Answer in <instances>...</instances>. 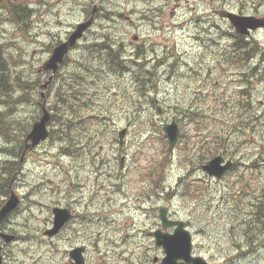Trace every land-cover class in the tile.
<instances>
[{"label": "rangeland", "instance_id": "obj_1", "mask_svg": "<svg viewBox=\"0 0 264 264\" xmlns=\"http://www.w3.org/2000/svg\"><path fill=\"white\" fill-rule=\"evenodd\" d=\"M95 1L99 8H103V11L93 31H88L86 38L72 53L69 73L78 74L84 77L85 81V74L78 69L77 59L85 57L83 52L85 46L101 32V29L103 31V27H113L112 30L116 31V34L113 35V39H109L115 43L112 45L115 49L117 47L121 49L123 55H133L135 52L148 53L151 66H144L141 75L154 79V89L147 92L145 81L140 80L136 83L132 72H125L119 77L107 76L105 84L96 87L95 102L92 106H81L76 111L80 114L78 117L82 118L81 122L84 123L82 128L79 127L78 131L73 128L72 132L64 130L59 134L64 127L65 123H63V127L57 128L55 135L58 136H50L39 148L26 154L22 165L25 166L23 174L13 175L14 191L21 194L27 193L30 198L39 199L38 201L46 205H51V203L66 205L68 199L76 202L79 200L80 213H83L84 208L87 207L92 214L84 219L80 214L77 215L83 222L78 229L82 234L88 235L91 238L90 241L94 243L89 249L92 260L102 263V258H104L108 261L112 253L117 251V247L125 242L127 245L141 247V249L135 248L130 251L127 254L128 259L131 257L138 261L142 258L143 264H151L149 258L153 256V253L150 249L151 242L147 231L151 230L152 221L147 214L141 215L139 210L135 209L138 206L146 207L150 184L141 182L139 177L144 180L145 177L151 176L154 160L155 208L165 206L166 202L172 199V206L180 208L179 214H185V209L191 199V196H187L188 191L197 192V203L200 210L197 215L192 214L189 219L194 227L197 255L215 264H264V237L259 240L254 250L246 249L244 253H237L228 235L231 225L230 213L237 214L240 210V206L233 202L237 198V190L244 189L249 193L247 188L232 185L235 173L231 172L226 182L223 181L218 185L207 179L206 185L202 187L199 183L201 173L195 170L197 166L191 162V158L186 157L185 141H182V144L174 151L162 149L165 138L158 128L154 127V123L162 126L165 122L176 120L180 124L182 136L187 138L195 125L189 124L184 117L181 118L175 105L183 107L182 110L180 109L181 113H188L191 108L189 104L192 102L205 104L206 110H210L212 108L210 102L215 98L211 95L213 90L217 93V97L222 99V107L225 111L217 106L221 110L218 121L208 124L205 137L212 139L211 136L216 138L217 134L228 135L232 143L246 138L235 154L241 163L249 164L248 166L240 164L238 167L240 173L252 167L257 157L264 159V108H256L258 121L255 126L253 119V123L243 130H235L246 122L241 116L243 109L240 107L239 87L244 80L240 72L247 68L237 67L246 58L243 56L237 60L232 59L235 57L234 53L226 47L230 44L229 32L232 33L229 23L215 16L217 24L216 27L211 28L203 16L201 21L195 18L186 25L185 20L189 17L185 14L187 0ZM188 1L191 4L197 2L200 11H210L213 8L214 12L221 7L241 14L264 17V0ZM20 2L22 6H29L35 10L31 19L32 29L30 26H23L10 20L7 11L0 7V43L10 47V52L15 59L19 56L22 58L23 63L19 70L26 73L25 80L31 81L36 78L33 70L37 69L38 72V68L49 58L51 49L75 29L77 24L87 16V11L90 13L93 6L91 0H20ZM156 10H160L161 13ZM117 13H121L122 16ZM190 13L193 14L192 11ZM137 35L139 38L134 40V36ZM117 38L123 41V44H119ZM254 38L249 42L252 44L249 60L253 65L260 63L264 68V30L254 35ZM19 46L23 49L22 53L18 50ZM219 59L222 60L219 61ZM48 75L49 73L41 76L40 82L44 83ZM95 77L97 78V75ZM205 79L209 80L207 84L204 83ZM85 85L86 87L82 88H90L88 84L85 83ZM250 89L255 91L257 98L264 101V84L253 81ZM143 92H147V95L141 97ZM39 93L40 89L33 93V100L24 105L25 113L28 114L22 119L26 123L29 121L33 123V118L39 113L38 102H41ZM65 93L70 96L66 98L71 105L72 98L76 99L75 91L70 90ZM91 93H93L92 90L88 95L90 96ZM45 94L49 96L46 97L48 106L55 107L51 110L53 114L56 111H63L67 114L63 116L64 122L71 121L76 116V113L72 114L75 111L67 104H58L59 98L50 87ZM233 95L232 103L230 99ZM153 99L156 105L154 102L149 104ZM158 105L162 107L161 115L157 112ZM140 107L142 109L145 107V110L138 112L140 114L138 115L137 110L141 109ZM198 108L196 106L194 111ZM189 114L192 117L191 112ZM214 115L215 111L209 112L210 117ZM108 118L109 123L105 121ZM123 127L130 129L125 151L120 150L117 135L118 130ZM248 132H254V134L246 137L245 134ZM151 133L154 134V138H151ZM194 141H197V138H194ZM86 143H90L88 155L80 157L81 155L78 154L77 157L80 158L72 159L62 153V148L74 146L75 150L78 146L87 145ZM0 146L12 147L2 140H0ZM122 158H125L123 169L120 166ZM5 159L6 157H0V164ZM164 159H166V164L167 161L170 163L165 165L164 171L161 172L158 161ZM99 162L101 164L105 162V174L100 168L97 169V166L101 167ZM161 173H164L165 189L163 191L170 193L172 187H175L174 192L177 198L159 196L163 193H161L162 189L157 188L156 181ZM121 174H127L130 178L128 192L115 194L112 191L117 192L120 188L113 185L120 183ZM5 176L10 177L11 175L5 174ZM246 178L248 179L249 176ZM36 184L40 185L37 191L35 190ZM203 191L205 195L202 194ZM21 207L25 212L24 207ZM24 212L22 211L12 219L14 224H20L18 228L21 231L26 229L24 224L28 223L29 219ZM44 217H46V224L50 223L51 215L41 214V218ZM156 223L157 215L154 214V227ZM30 225L36 227L42 225V222L37 218H32ZM120 226H122L121 242L118 236L109 233ZM70 233L75 234L73 227ZM39 239L40 236L17 239L11 246L19 248L16 251H21V249L27 251L29 248L34 251L33 247L40 246ZM83 242L87 244L86 241ZM54 245H43L46 248L39 251L45 253L47 257L65 258L66 243H55ZM112 245L117 247L111 249ZM155 256L162 257L163 255L160 251H154Z\"/></svg>", "mask_w": 264, "mask_h": 264}, {"label": "trees", "instance_id": "obj_2", "mask_svg": "<svg viewBox=\"0 0 264 264\" xmlns=\"http://www.w3.org/2000/svg\"><path fill=\"white\" fill-rule=\"evenodd\" d=\"M0 7H5L6 10L9 12V16L10 19L12 21H14L15 23H20L23 26H27V19L30 18V16H32L35 12L34 9H30L29 7H24L22 6V4H17L15 2H13L12 0H0ZM21 11H23V13H21ZM25 30V29H23ZM252 47L248 46V43L245 42V38L242 36H238V39H236L235 43H234V56L232 59L237 60L239 57L244 56V58H246L239 66V68H247L245 71V78L247 79L246 81H248V77L249 76H253L254 78H256V80L258 81H263L264 80V68L259 69L258 67H252V70L250 71V69L248 70V66L250 65V50ZM90 54H91V58H90ZM136 59L140 60L141 62H136L134 60H131L129 57H124V55L122 54V52L119 49H115L111 44L108 46H104L100 43L94 42L91 44H87L85 46V57H82L80 59H78L79 61V66L78 69L80 72H82L83 74H85V81H84V77L75 74V73H67L66 76L68 77V79H70L71 81L68 83L69 88L72 91H75V96L76 99L74 100L72 98V102L71 105L70 103L67 101L68 99L66 97H64V95H61L59 91H61V88L59 87L58 84V76L54 78V81L51 84V90L54 91L56 93V96H58L59 101L63 102L65 104H67L73 111L72 114L76 113V116L68 122H63L64 127H63V131L65 130L66 132H72L73 128H75L76 131H78L79 127H83L84 123L81 122L82 118H79L78 115H80L78 112H76L81 106L82 103L79 102L80 101H90V96L89 91L92 89H96V87H98L100 84H105V79L107 78V76H117L119 77V75L125 73V72H132L134 73V77L136 78V83L140 82V80H144L145 81V85H146V89L147 92L151 89H154V79H148V77H146L145 75H141L143 67L144 66H151L149 64H151L150 62L144 61V57L142 55V52H137L136 53ZM17 60L14 61V63H16ZM7 63L5 57H4V48L2 46H0V100H10L9 94H14L13 90L15 87H19L21 86L22 88H25L27 86L31 87L35 92L39 89L41 82H40V75H37L35 79H32L31 81H26L23 78H21L19 75H14L13 76V80H11V73H10V69H6L7 66L5 65ZM247 63V64H246ZM36 72V71H34ZM95 75H97V78L95 77ZM139 80V81H138ZM86 84H88V86L90 88H82L83 86L86 87ZM135 83V84H136ZM120 85V84H118ZM138 86V84H136ZM59 88V91L57 92V89ZM141 88V87H140ZM25 90V89H23ZM70 91V90H68ZM147 92H143L141 93V97L147 95ZM250 90L246 87V89L240 91V97L242 98L243 96L250 94ZM58 94V95H57ZM66 96H69L66 94ZM70 97V96H69ZM88 98V99H87ZM13 101L15 102H25L27 101V99L25 97H20L17 98L15 96V98L13 99ZM151 102H154V104L156 103V101L153 99ZM148 103V102H147ZM150 104V103H149ZM240 107L243 109L242 111V117L245 118L246 122L243 123L242 127L240 128H235V130H243L245 127L249 126L252 124V119H254V126L257 124L258 121V114H257V109L256 107L251 109L250 111V102H247L245 104H243L242 102H240ZM141 108V107H140ZM145 108V107H144ZM138 109L137 113L140 112L141 110H145V109ZM49 109H55V107L49 108ZM223 111H225V108H223ZM251 112H252V116H251ZM138 115H140L138 113ZM53 118L55 121H57V118L55 117V115H53ZM36 119L33 118V121ZM38 119V118H37ZM250 120V121H249ZM17 122V123H16ZM19 123V124H18ZM83 123V124H82ZM12 124V123H11ZM14 126L13 128H11L9 125H6L5 123L0 122V134L6 136V141L10 144L13 145V148L22 149V146H24V142H23V137L24 134L27 131V128L30 126L27 124L24 125L21 122L18 121H14ZM18 124V126H16ZM55 123H52V129H51V136H58L55 135L57 134V127H55L54 125ZM23 125V126H22ZM19 127V128H18ZM154 127L158 128V131L161 132L163 134V137L165 138V143H162V149H167V150H171L168 147V143L166 140V135L163 132L162 126H158L157 124L154 123ZM11 128V129H10ZM20 132H19V130ZM195 130H199L200 129V124L198 122H196V125L194 127ZM62 131V130H61ZM59 132V134H61L62 132ZM13 133V134H12ZM250 133H246V137L249 135ZM53 136V137H54ZM162 137V138H163ZM11 139V140H10ZM246 138H244L242 141H238L237 143H232V139L231 137H229L228 135H221V134H217L216 138L214 139H207V144L205 146L204 149H202V141L198 142L196 144V149L198 150V154H197V165L204 163L208 160H210L211 158L215 157L218 154H222V155H227V154H231L234 155L238 152L239 150V146L242 142H245ZM72 143V142H71ZM194 143H187L185 148L188 152L189 149H192L194 147ZM88 147V146H87ZM74 146H72L71 148L68 147L66 148L68 151L69 150H73ZM63 148V150H66ZM75 155H73V157H77V153H74ZM189 154V152H188ZM190 156V154H189ZM192 156V155H191ZM170 162L167 161L166 164V159H164L163 161H158V167L160 168L161 172L164 171V168L166 167L165 165H168ZM165 166V167H164ZM254 167H255V171L254 173L256 174H260V173H264V159L263 157H257L254 161ZM163 177H164V173H161V175H159L157 182V186L160 189H163ZM248 184V182H247ZM255 187H256V193L254 194V203H253V207L252 209H248L247 213L248 215L245 214L244 216V223H243V227H244V231L249 233L250 229V221H253V230L254 229H259L261 234H264V181L261 183H258V181L255 182ZM244 190V189H243ZM245 191V198H244V209L246 211V205H247V193L246 190ZM234 202L237 205H241L242 200L241 197L238 195L237 198L234 200ZM230 221V220H229ZM235 224H241L240 221L237 220V217L234 216L232 217L231 220V225H235ZM259 237L256 234L254 237V241L257 244L259 242Z\"/></svg>", "mask_w": 264, "mask_h": 264}, {"label": "water", "instance_id": "obj_3", "mask_svg": "<svg viewBox=\"0 0 264 264\" xmlns=\"http://www.w3.org/2000/svg\"><path fill=\"white\" fill-rule=\"evenodd\" d=\"M92 2L94 3L93 0ZM97 10L98 9L94 5L89 19L77 25L76 29L70 34L68 41L58 45L53 49L52 55L43 66L44 70H52L55 73L59 69V66L64 64L65 57L69 53L70 49L84 37V34L94 24ZM220 15L222 18L228 19L233 24L236 32L240 35L249 36L252 31H255L259 28H264V19H259L254 16L238 15L233 12L226 11L220 12ZM51 80L52 78H50L41 88V107L43 114L39 118V120L34 123L31 131L27 136L24 154L28 149L38 146L41 142L46 141L49 137V131L47 127L48 123L51 121V113L46 107V96L43 90L48 87ZM158 113L161 114L160 109H158ZM163 129L168 136L171 147L174 148L179 140L178 123L176 121L164 123ZM127 133L128 128H124L118 133L119 145L121 148L124 147ZM29 141L30 143H28ZM232 166V160H228L227 162H225L223 156H218L208 161L205 165H202L201 169L209 176L221 179L225 172L232 168ZM18 203V198H16V196H13L8 204L4 207L1 213L2 218H4L6 214H9L11 211H13L18 206ZM54 214V227L47 233L50 236H54L55 234H57V232L64 226V224L71 216L70 211L61 210L59 208L54 210ZM167 217L168 209L161 208L159 212L161 228L157 229L153 233L156 246L162 248L165 254L159 264H212L207 262L201 256L193 255L192 234L186 228V224L182 221L171 222ZM170 226H175V231L173 233L166 232V230ZM81 252L82 250H74L71 253V259L75 261V264H84V258ZM154 262H158V259L155 258ZM0 264H2L1 256Z\"/></svg>", "mask_w": 264, "mask_h": 264}, {"label": "flooded vegetation", "instance_id": "obj_4", "mask_svg": "<svg viewBox=\"0 0 264 264\" xmlns=\"http://www.w3.org/2000/svg\"><path fill=\"white\" fill-rule=\"evenodd\" d=\"M186 6H185V14L186 16H189L186 18L185 20V24L187 25L188 22H191L193 20H195V18H198L199 21H201V18L203 16H205L206 18V23H208L210 25L211 28L216 27V19L215 16H217L220 20H223V18L219 15V12L222 11V9L224 8H218L217 10H214L213 12V8H211L210 11L207 10H203L200 11L199 5H197V2H194V4L188 3L189 1H186ZM209 7V5H208ZM207 8V7H206ZM158 13H161L160 10H156ZM193 12V14H191L190 12ZM209 12V13H208ZM226 23H228L227 20H223ZM260 32V31H259ZM222 59H219V61H221ZM211 70V68H210ZM241 75H244L245 72H240ZM209 82L208 79H205L204 83L207 84ZM252 83V80L249 81V84ZM211 95L215 98L212 99L211 103V107H217L218 105H222V99H219V97H217V93H214V91L212 90ZM232 100V98L230 99ZM213 102V103H212ZM218 104V105H217ZM195 106H198L202 112H201V116H202V120H205V111H206V105L205 104H201L199 102H192L189 104V108L191 111V114H193L192 112V108H194ZM18 109H10L11 113L16 114ZM2 116H5V113H2ZM1 117V118H3ZM177 117V116H175ZM178 118V117H177ZM3 138V137H2ZM128 145V143H127ZM127 145L123 148V151L126 150ZM125 158L121 159V168L123 169L125 166ZM152 172H151V176L145 177L144 175H142V177H145L144 180H142L141 177H139V180L141 182H149V193H148V200L146 203V207L145 206H138L137 210H139L141 215H145L147 214L148 218L152 220V227L151 230L149 231V235H151V246L150 248L153 249V254H154V236H153V232L154 229L159 228L160 227V223L157 224L154 227V160L152 162ZM5 170L6 167L2 166L0 169V185H2L3 188L6 187V183H5ZM193 177V176H192ZM129 176L127 174H121L120 175V188H121V193L125 194L128 192V186H129ZM210 179V178H209ZM151 180V181H150ZM210 182H215L216 184H220V182H216L214 179H210ZM199 183L202 187H204L207 183V176L205 174H202L199 180ZM146 184V183H144ZM146 187H148L147 185H145ZM40 188V185L37 184L35 185V190L37 191ZM11 191L13 190V186H10L9 188ZM6 190V189H5ZM151 190H152V195H151ZM204 190V188H203ZM195 191H188L187 196H191L190 201L188 202V207L185 209V214H179V210L180 208L172 206V204L169 207V218L172 220H176L180 217H182L187 225L192 229L193 227L191 226V222H190V217L192 214H198V211L200 210V207L198 206V198L196 196ZM203 195H205V191H203L202 193ZM19 196L21 198V203L19 205V207L16 209V211L12 214L9 215L8 219L5 220V222L0 226V236L1 233L3 232H7L10 234H13L15 236V241L17 239H29L31 237H35V235H40V239H39V243L40 246H36L33 247L34 251H31L30 248L27 251H23L21 249V251H16V249L19 248H14L13 246H5L2 252V257H3V263L4 264H60V262L58 261V259L54 256L52 257H47L45 255H42L39 250L42 248H46L45 246H43V243L45 242L46 238L43 236V232L46 230L47 227H49L50 223L46 224V217L41 218V214H47V210L46 206L43 202L38 201L37 199H32L30 198L29 194L25 193V194H21L19 193ZM175 198H177V195H175ZM2 201L5 200V198H0ZM72 201V203L70 204V209L72 211V219H71V223H69L66 228L62 229L59 233V235L57 236V239L62 242L63 239L65 238L66 235H68L71 231L72 227H77V229L74 230L75 234L77 237L80 238V244L81 246H85V250H84V256H85V264H91V257L89 255V249L90 246L92 244H94L93 242L90 241V237L86 234H82L80 232L79 226L83 223L82 220H80L77 215L80 214L83 219L86 218L88 215L92 214V212L88 211V208L85 207L84 208V212L80 213V209H81V205L79 204V200H77V202L75 200H69ZM153 203H152V202ZM23 206L26 212V215L29 217V220H31L32 218H37L39 221L42 222V225L36 226L34 227L35 230L34 231H29L27 230L24 234H21V232L17 229L14 228V223L12 221V219L17 216L19 213H21L22 211L24 212L23 208L21 207ZM111 206L112 203H111ZM45 208V209H44ZM24 212V214H25ZM40 217V218H38ZM10 219V220H9ZM9 225H7V224ZM69 228V231H67V229ZM169 232L173 233L174 232V228H170L168 230ZM115 232L114 230L110 231L109 233ZM33 234V235H32ZM85 237V238H84ZM83 241H86V243H84ZM1 242V240H0ZM49 246H55V245H49ZM77 246V245H76ZM76 246H72L71 248H74ZM117 246L112 245V248H115ZM70 248V249H71ZM69 249V250H70ZM69 252V251H68ZM119 251H114L112 253V255L109 257V264H122L123 262H125V260L123 259L122 255H120V253H118ZM47 260V261H44ZM153 263H154V257H153ZM65 264H72V262L70 260H68V262H66Z\"/></svg>", "mask_w": 264, "mask_h": 264}, {"label": "bare ground", "instance_id": "obj_5", "mask_svg": "<svg viewBox=\"0 0 264 264\" xmlns=\"http://www.w3.org/2000/svg\"><path fill=\"white\" fill-rule=\"evenodd\" d=\"M25 7V6H24ZM21 13H23V11H21ZM32 17L33 16H30V18L29 19H27V21H30L31 19H32ZM24 32H27L26 31V29L24 30ZM109 38H114V37H109ZM108 38V40L107 41H109L108 43H107V45H113V41H112V39H109ZM106 41V42H107ZM115 44V43H114ZM0 46H2L3 48H5L6 47V45H4V44H2V43H0ZM14 61L15 60H13V61H10L6 66H7V68L6 69H13V68H15L17 65H19V61H17L16 63H14ZM23 89H25V90H23ZM13 93L14 94H16V95H19V96H22V97H25L27 100H29V101H32L33 100V93H35V91L31 88V87H29V86H27V87H25V88H22L21 86H19V87H15V89L13 90ZM58 95V94H57ZM58 103V102H57ZM59 104V103H58ZM193 110V109H192ZM191 112V111H190ZM230 112V111H229ZM189 113V112H188ZM26 114H28V113H23V112H21V111H17V113L16 114H13L12 115V118H13V120L14 121H18V120H20V119H22V118H24L25 117V115ZM53 115H55V117L57 118V121H55L54 120V118H53ZM67 114L65 113V112H63V111H56V113L55 114H53L52 112H51V121H50V124H52V123H55L54 125H55V127H57V128H61V127H63V122H64V120H63V116H66ZM38 117H40V112L38 113V115H37V117L36 118H38ZM4 120L1 118V123L3 122ZM250 121V120H249ZM18 122H21L22 124H24V125H26L27 126V124H25L26 122L25 121H23V119H22V121H18ZM25 122V123H24ZM27 122H28V120H27ZM17 123V122H16ZM19 124V123H18ZM18 124L16 125V126H18ZM28 125H30V126H32V123L29 121V124ZM23 126V125H22ZM29 126V127H30ZM15 127V126H14ZM19 128V127H18ZM17 128V129H18ZM11 129V128H10ZM19 130V129H18ZM19 132H20V130H19ZM13 134V133H12ZM150 136H151V138H154V134L153 133H151L150 134ZM60 139V138H59ZM67 139V138H66ZM11 140V139H10ZM64 140V139H63ZM69 140V139H68ZM65 141V140H64ZM60 142V141H59ZM64 143V142H63ZM80 144V143H79ZM87 144V143H86ZM155 144V143H154ZM11 146V145H10ZM88 146V147H87ZM71 148V147H70ZM14 149V148H13ZM88 150H90V143H88L87 145H81V146H78L77 147V149H73L72 150V152H74V153H77V152H79V153H77V154H80V155H88ZM120 150L121 151H123V149H121L120 148ZM71 150H69V152H70ZM75 155V154H74ZM76 157V156H75ZM79 157V156H78ZM72 159H74V158H72ZM78 160V159H77ZM97 161V160H96ZM99 161H100V159H99ZM94 163V162H93ZM100 163V162H99ZM92 164V163H91ZM101 164V163H100ZM100 164H98V165H100ZM81 165V164H80ZM93 165V164H92ZM101 166H105V162H103L102 164H101ZM5 167V166H4ZM1 169V168H0ZM33 195V194H32ZM33 197V196H32ZM37 200H39V199H37ZM152 202V201H151ZM154 202V201H153ZM152 202V203H153ZM154 204V203H153ZM212 205H213V203H212ZM208 209V208H207ZM206 209V210H207ZM140 210V209H139ZM141 211V210H140ZM209 211V210H208ZM8 219V218H7ZM10 220V219H9ZM7 224V223H6ZM151 224V227H152V224L153 223H150ZM8 225V224H7ZM9 226V225H8Z\"/></svg>", "mask_w": 264, "mask_h": 264}]
</instances>
